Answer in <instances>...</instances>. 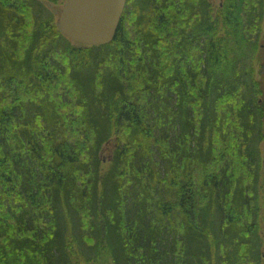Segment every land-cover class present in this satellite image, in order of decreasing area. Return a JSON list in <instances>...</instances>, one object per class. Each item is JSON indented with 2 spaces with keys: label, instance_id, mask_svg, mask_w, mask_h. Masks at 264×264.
Masks as SVG:
<instances>
[{
  "label": "trees",
  "instance_id": "16d2710c",
  "mask_svg": "<svg viewBox=\"0 0 264 264\" xmlns=\"http://www.w3.org/2000/svg\"><path fill=\"white\" fill-rule=\"evenodd\" d=\"M64 2L0 0V264H264V0Z\"/></svg>",
  "mask_w": 264,
  "mask_h": 264
},
{
  "label": "water",
  "instance_id": "95a60500",
  "mask_svg": "<svg viewBox=\"0 0 264 264\" xmlns=\"http://www.w3.org/2000/svg\"><path fill=\"white\" fill-rule=\"evenodd\" d=\"M126 3L127 0H65L62 9L54 11L58 30L76 44L106 46L114 40Z\"/></svg>",
  "mask_w": 264,
  "mask_h": 264
},
{
  "label": "rangeland",
  "instance_id": "374dc122",
  "mask_svg": "<svg viewBox=\"0 0 264 264\" xmlns=\"http://www.w3.org/2000/svg\"><path fill=\"white\" fill-rule=\"evenodd\" d=\"M209 1L211 2V4L214 7H219L223 0H209ZM62 7H63V4L56 5L55 9H57V10H55V11H60L62 9ZM54 17L58 20V15L57 14H54ZM260 37H261L260 45L262 46L264 44V23H263V28H262V32H261V36ZM73 45H75V44H73ZM75 46H77V45H75ZM259 54L261 56V60H263L262 59L263 58L262 57L263 56V48L262 47H260V53ZM263 128H264V123H263ZM260 150H261L262 156L264 158V141L261 144ZM105 157H107V155H105ZM263 255H264V250H263ZM263 258H264V256H263Z\"/></svg>",
  "mask_w": 264,
  "mask_h": 264
},
{
  "label": "flooded vegetation",
  "instance_id": "af4514ba",
  "mask_svg": "<svg viewBox=\"0 0 264 264\" xmlns=\"http://www.w3.org/2000/svg\"><path fill=\"white\" fill-rule=\"evenodd\" d=\"M221 5V4H220Z\"/></svg>",
  "mask_w": 264,
  "mask_h": 264
}]
</instances>
